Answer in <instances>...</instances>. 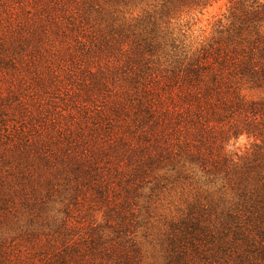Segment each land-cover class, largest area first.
<instances>
[{"label":"rangeland","instance_id":"obj_1","mask_svg":"<svg viewBox=\"0 0 264 264\" xmlns=\"http://www.w3.org/2000/svg\"><path fill=\"white\" fill-rule=\"evenodd\" d=\"M228 1L215 0L198 16L191 38L208 35L212 16L225 12ZM69 10L51 0H0V264L62 227L76 238L121 220L142 264H167L170 224L196 200L217 196L220 184L206 185L200 168L179 157L138 177L142 93L98 73L131 38L117 44L122 19L92 13L78 20ZM89 38L106 41L109 57L89 50ZM156 60L151 65L162 80L168 64L163 56ZM143 82L153 90L150 80ZM170 137L173 154L183 153ZM253 143L241 135L226 150L243 156Z\"/></svg>","mask_w":264,"mask_h":264},{"label":"trees","instance_id":"obj_2","mask_svg":"<svg viewBox=\"0 0 264 264\" xmlns=\"http://www.w3.org/2000/svg\"><path fill=\"white\" fill-rule=\"evenodd\" d=\"M51 1L78 20L92 13L122 19L117 44L122 37L131 39L119 43L118 60H107L98 73L144 96L140 161L133 165L138 177L163 159L179 157L200 168L206 185L220 184L217 196L196 200L170 224L167 264H264V0H229L200 39L191 38L192 25L215 0ZM88 41L89 50L109 57L106 41ZM155 56L168 64L162 80L151 65L159 63L152 61ZM94 79L92 85H98ZM172 135L183 153L173 154ZM241 135L253 139V151L228 153V142ZM106 224L76 238L62 227L11 264H142L128 224Z\"/></svg>","mask_w":264,"mask_h":264}]
</instances>
